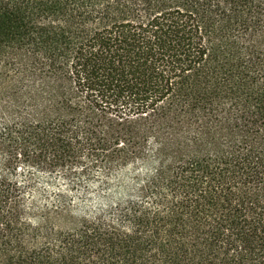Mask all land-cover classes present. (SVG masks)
I'll use <instances>...</instances> for the list:
<instances>
[{"label":"trees","instance_id":"obj_1","mask_svg":"<svg viewBox=\"0 0 264 264\" xmlns=\"http://www.w3.org/2000/svg\"><path fill=\"white\" fill-rule=\"evenodd\" d=\"M0 264H264V0H0Z\"/></svg>","mask_w":264,"mask_h":264},{"label":"rangeland","instance_id":"obj_2","mask_svg":"<svg viewBox=\"0 0 264 264\" xmlns=\"http://www.w3.org/2000/svg\"><path fill=\"white\" fill-rule=\"evenodd\" d=\"M29 190V201L37 208L36 217L41 215L43 209L53 208L54 201L61 195L65 200L66 216H55L51 220L58 228L72 227L83 219H88L101 209L98 194L101 191L93 186L73 187L71 183L59 175H39ZM54 205V206H53Z\"/></svg>","mask_w":264,"mask_h":264}]
</instances>
